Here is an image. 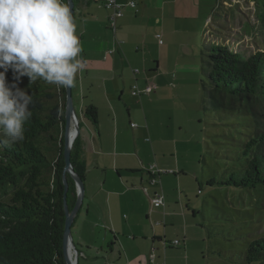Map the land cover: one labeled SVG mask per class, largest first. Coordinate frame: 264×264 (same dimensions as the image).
Here are the masks:
<instances>
[{"label":"crops","instance_id":"0c3cea01","mask_svg":"<svg viewBox=\"0 0 264 264\" xmlns=\"http://www.w3.org/2000/svg\"><path fill=\"white\" fill-rule=\"evenodd\" d=\"M135 1L137 6H127L117 20L115 33L108 23L110 11L99 0L75 1L84 68L77 74L72 93L75 112L79 111L81 117L80 158L85 165V192L72 225V237L83 255L82 264H207V247L190 238L199 208L191 204L189 207L182 195L185 192L190 201L189 195L195 191L187 189L186 182L193 180V175L189 168L180 169L182 159L174 158L173 146L166 145L174 137L169 140L158 130L169 127L170 116L153 118L145 107L135 108L133 113L125 101L134 85L143 88L154 81L151 78H161V64L157 62L154 67L146 62L139 75L132 60L136 42L116 43V37L118 23L123 34L127 25H133V19L163 27L173 14L187 11L194 15L201 9L196 3L211 0ZM253 1L214 0L204 25H221L218 16L227 8H247ZM128 14L131 16L125 19ZM158 90L155 87L151 93L157 96ZM88 100L97 108V122L84 117ZM178 143L176 140L177 152ZM149 166L163 174L152 181ZM157 193L165 198L161 208L152 205L151 199ZM188 208L192 215L186 211ZM176 239L181 242L179 246L171 244Z\"/></svg>","mask_w":264,"mask_h":264},{"label":"rangeland","instance_id":"374dc122","mask_svg":"<svg viewBox=\"0 0 264 264\" xmlns=\"http://www.w3.org/2000/svg\"><path fill=\"white\" fill-rule=\"evenodd\" d=\"M196 6H201V9L194 11V15L187 11L173 14L163 27L140 18L133 19V25H127L123 34L118 23L116 43L126 40L136 42L137 52L132 50L135 54L132 60L138 67V74H143L146 62L154 67L160 62V72L164 73L161 78L150 76L154 80L152 84L159 89L157 96L154 92L141 99L133 95L131 89V95H125V101L133 113L135 108L145 107L153 118L168 119L170 116L169 127L158 130L169 140L174 137L173 142L168 141L166 145L173 146L174 158L182 159L180 169L189 168L193 175V180L186 182V188L195 191L189 195L190 203L185 192L182 195L189 207L199 208L190 238L192 242L207 247L204 262L247 264L243 255L248 242L264 236V187L258 185L252 189L219 183L211 185L206 181L210 178L219 181L236 175L247 161L244 146L255 127L246 112L209 107L207 90L210 89V81L207 73L210 69L204 55V44L227 45L244 57L262 51L264 0H254L247 8H239V5L235 10L227 8V12L218 16L221 17V25L214 26L211 23L204 25L215 6L214 0L201 5L196 3ZM130 16L128 14L125 19ZM89 104L90 101H86V106ZM122 106L125 108L123 101ZM77 114L79 117L80 112L77 111ZM176 140L179 141L178 152L175 149ZM148 171L152 181L163 174L153 166H149ZM194 175L201 184V193ZM186 211L192 215L191 208ZM82 261L81 253L79 264Z\"/></svg>","mask_w":264,"mask_h":264},{"label":"trees","instance_id":"16d2710c","mask_svg":"<svg viewBox=\"0 0 264 264\" xmlns=\"http://www.w3.org/2000/svg\"><path fill=\"white\" fill-rule=\"evenodd\" d=\"M204 45L210 69L209 107L246 112L255 127L244 146L247 161L236 175L219 181L210 178L206 182L252 189L264 187V48L244 57L227 45ZM6 75L12 82L11 70ZM18 86L33 95L30 106L33 115L25 124L23 142L0 147V264H66L63 181L66 88L43 81L29 86L26 76ZM148 94L141 92L136 96ZM97 114L93 104L84 109V117L91 121L97 122ZM80 146L78 135L71 161L84 180ZM67 179V204L71 210L77 190L70 174ZM76 248L81 256V250L77 245ZM243 259L247 264H264V236L248 242Z\"/></svg>","mask_w":264,"mask_h":264},{"label":"clouds","instance_id":"9594fccd","mask_svg":"<svg viewBox=\"0 0 264 264\" xmlns=\"http://www.w3.org/2000/svg\"><path fill=\"white\" fill-rule=\"evenodd\" d=\"M82 52L66 0H0V147L23 142L33 115V95L18 86L22 78L29 86L43 81L73 87L84 68Z\"/></svg>","mask_w":264,"mask_h":264},{"label":"water","instance_id":"95a60500","mask_svg":"<svg viewBox=\"0 0 264 264\" xmlns=\"http://www.w3.org/2000/svg\"><path fill=\"white\" fill-rule=\"evenodd\" d=\"M70 8L74 12L75 17V3L74 0H68ZM66 109H65V130H64V142H65V167L63 171V181H64V208H65V228H64V257L66 264H78L79 263V251L72 237V225L75 220L76 215L81 209L83 199H84V182L74 170L72 166V147L73 144L80 134V123L79 119L75 113L72 87L66 88ZM67 174H70L75 181L77 189V199L74 207L70 210L67 204V195L69 191V182L67 179Z\"/></svg>","mask_w":264,"mask_h":264},{"label":"built area","instance_id":"2783aa9c","mask_svg":"<svg viewBox=\"0 0 264 264\" xmlns=\"http://www.w3.org/2000/svg\"><path fill=\"white\" fill-rule=\"evenodd\" d=\"M235 1H238V0H235ZM99 2L104 8L110 11L108 21H109L110 27L114 30V32L116 31V28H117V20L124 15L125 8L127 6L132 7V8L137 6V3L135 0H127L126 2H123L122 0H99ZM110 52H113V50H111ZM155 87L156 86L152 83L145 86L144 89L138 88V86L135 85L132 88V93L133 95H138L141 92L151 93ZM132 126H136V124L132 123ZM151 201H152V205L155 208H161L165 205V198L162 193L155 194L153 198L151 199ZM171 244L174 246L179 245L180 240L178 239L173 240ZM154 264H163V263H154Z\"/></svg>","mask_w":264,"mask_h":264}]
</instances>
